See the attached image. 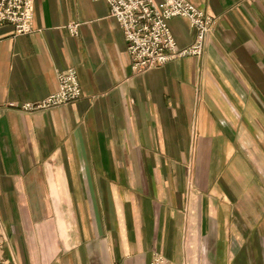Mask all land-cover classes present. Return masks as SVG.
<instances>
[{"label":"crops","instance_id":"1","mask_svg":"<svg viewBox=\"0 0 264 264\" xmlns=\"http://www.w3.org/2000/svg\"><path fill=\"white\" fill-rule=\"evenodd\" d=\"M189 1L218 18L203 55L142 73L105 0H35L32 32L0 26V264H264V0ZM69 68L79 100L9 107Z\"/></svg>","mask_w":264,"mask_h":264},{"label":"built area","instance_id":"2","mask_svg":"<svg viewBox=\"0 0 264 264\" xmlns=\"http://www.w3.org/2000/svg\"><path fill=\"white\" fill-rule=\"evenodd\" d=\"M35 0H0V26L9 23L14 34L32 32ZM97 1V0H96ZM110 14L123 28L128 53L132 57V69L142 73L155 66H162L177 58L203 55L207 36L218 18L198 8L189 0H105ZM175 17L189 19L195 30L193 42L180 47L174 37L169 21ZM68 29L73 36L80 33V24L71 22ZM56 92L38 101L10 102L11 108L32 113L51 110L79 100L82 88L76 69L69 68L58 75ZM150 264H175L158 251L152 252Z\"/></svg>","mask_w":264,"mask_h":264}]
</instances>
